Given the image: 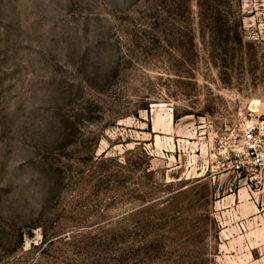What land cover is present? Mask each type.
<instances>
[{
  "label": "rangeland",
  "instance_id": "374dc122",
  "mask_svg": "<svg viewBox=\"0 0 264 264\" xmlns=\"http://www.w3.org/2000/svg\"><path fill=\"white\" fill-rule=\"evenodd\" d=\"M0 264H264V0H0Z\"/></svg>",
  "mask_w": 264,
  "mask_h": 264
},
{
  "label": "built area",
  "instance_id": "2783aa9c",
  "mask_svg": "<svg viewBox=\"0 0 264 264\" xmlns=\"http://www.w3.org/2000/svg\"><path fill=\"white\" fill-rule=\"evenodd\" d=\"M254 133H255V128L254 127H251L249 128L246 132H245V140L251 144L254 142ZM255 150V146H253V148ZM257 161H259L261 163V160H259L257 158Z\"/></svg>",
  "mask_w": 264,
  "mask_h": 264
},
{
  "label": "trees",
  "instance_id": "16d2710c",
  "mask_svg": "<svg viewBox=\"0 0 264 264\" xmlns=\"http://www.w3.org/2000/svg\"><path fill=\"white\" fill-rule=\"evenodd\" d=\"M242 21H240L241 24ZM242 25H239V29H234V34H236L237 40H238V44H244V37L242 35Z\"/></svg>",
  "mask_w": 264,
  "mask_h": 264
}]
</instances>
